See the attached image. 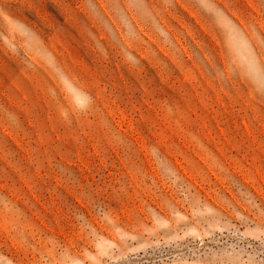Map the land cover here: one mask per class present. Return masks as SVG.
Here are the masks:
<instances>
[{
	"label": "rangeland",
	"instance_id": "1",
	"mask_svg": "<svg viewBox=\"0 0 264 264\" xmlns=\"http://www.w3.org/2000/svg\"><path fill=\"white\" fill-rule=\"evenodd\" d=\"M0 264H264V0H0Z\"/></svg>",
	"mask_w": 264,
	"mask_h": 264
}]
</instances>
